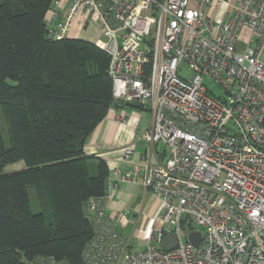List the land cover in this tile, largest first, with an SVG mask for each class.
Here are the masks:
<instances>
[{
	"label": "built area",
	"instance_id": "1",
	"mask_svg": "<svg viewBox=\"0 0 264 264\" xmlns=\"http://www.w3.org/2000/svg\"><path fill=\"white\" fill-rule=\"evenodd\" d=\"M44 24L52 39L100 28L90 41L109 56L113 100L150 114L122 147L124 172L115 168L159 196L147 244L130 250L107 212L109 177L88 200L83 264H264V0H52ZM165 234L176 238L169 250Z\"/></svg>",
	"mask_w": 264,
	"mask_h": 264
},
{
	"label": "trees",
	"instance_id": "2",
	"mask_svg": "<svg viewBox=\"0 0 264 264\" xmlns=\"http://www.w3.org/2000/svg\"><path fill=\"white\" fill-rule=\"evenodd\" d=\"M51 2L0 0V110L10 143L0 128V264L37 256L83 264L93 235L88 200L106 192L110 175L85 141L110 108L124 106L113 100L105 51L46 36Z\"/></svg>",
	"mask_w": 264,
	"mask_h": 264
},
{
	"label": "crops",
	"instance_id": "3",
	"mask_svg": "<svg viewBox=\"0 0 264 264\" xmlns=\"http://www.w3.org/2000/svg\"><path fill=\"white\" fill-rule=\"evenodd\" d=\"M131 108L135 110L138 109ZM121 116L125 119L120 118ZM144 122L145 119L141 121V116L137 112L127 114L121 107L110 108L102 121L99 122L94 130L88 135L84 145L85 153L88 155L94 154L103 158L110 170L109 177L117 179V184L112 189V197L107 202V212L112 215L113 221L117 220L123 225L128 219H123L121 212L128 208L136 198L133 194L135 188L142 187L140 185L128 184L119 179V173L124 172L122 147L131 140L136 139L137 129L138 127H143ZM143 150L144 142L141 140L132 157L134 162L139 164L144 162L142 158ZM116 167L120 169L119 173L115 172ZM143 191L151 193V200L144 219L145 221L148 220L149 224L152 217H154L157 212L159 196L151 190L143 189Z\"/></svg>",
	"mask_w": 264,
	"mask_h": 264
},
{
	"label": "rangeland",
	"instance_id": "4",
	"mask_svg": "<svg viewBox=\"0 0 264 264\" xmlns=\"http://www.w3.org/2000/svg\"><path fill=\"white\" fill-rule=\"evenodd\" d=\"M80 36L87 40L96 41L97 39H103L101 29L94 26H88L85 28ZM180 74L184 77H189L190 72L187 70L186 66L182 65ZM127 114L131 112H137L141 116V121H145L149 118L150 114L144 110L132 109L131 107L124 105L121 107ZM8 125L9 121L5 114L0 110V128L2 133V138L6 146H9L8 138ZM162 149V146H159ZM23 163L21 161L10 164V169L19 168ZM9 166V165H8ZM9 168V167H8ZM133 194L136 196L134 201L130 204L128 208L121 212L123 219H128L123 225L115 220V225L118 230L126 238H128L129 247L132 251L143 250L147 244L146 234L148 227V220L145 221L146 210L148 208L149 202L151 200V193L144 192L143 188L136 187ZM148 211V210H147ZM137 219V220H136ZM136 220V221H135Z\"/></svg>",
	"mask_w": 264,
	"mask_h": 264
},
{
	"label": "water",
	"instance_id": "5",
	"mask_svg": "<svg viewBox=\"0 0 264 264\" xmlns=\"http://www.w3.org/2000/svg\"><path fill=\"white\" fill-rule=\"evenodd\" d=\"M128 106L131 107H139L138 102L129 103ZM200 232L199 231H192L188 234V239L191 243H193L195 246L199 244L200 242ZM176 245V238L173 234H165L162 239V246L164 249L169 250L173 246Z\"/></svg>",
	"mask_w": 264,
	"mask_h": 264
}]
</instances>
